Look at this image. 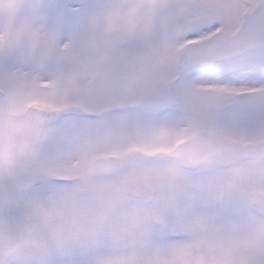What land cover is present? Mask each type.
Segmentation results:
<instances>
[{"label":"snow or ice","instance_id":"6c2138e0","mask_svg":"<svg viewBox=\"0 0 264 264\" xmlns=\"http://www.w3.org/2000/svg\"><path fill=\"white\" fill-rule=\"evenodd\" d=\"M0 264H264V0H0Z\"/></svg>","mask_w":264,"mask_h":264}]
</instances>
